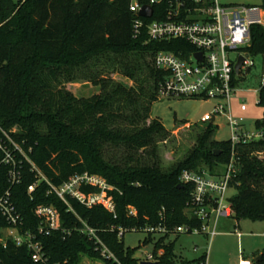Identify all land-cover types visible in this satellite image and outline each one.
<instances>
[{
	"label": "trees",
	"instance_id": "obj_1",
	"mask_svg": "<svg viewBox=\"0 0 264 264\" xmlns=\"http://www.w3.org/2000/svg\"><path fill=\"white\" fill-rule=\"evenodd\" d=\"M130 2L0 0V141L6 140L7 132L28 157L17 153L21 160L20 182L12 185L10 165L2 162L4 153L0 149V195L11 190L24 219L22 233H37L38 205L52 204L57 208L62 228L37 237L51 264H82L85 255L103 264H139L135 250L118 237L119 229H141L160 222L169 227H200L201 220L190 218L187 213L193 186L182 184L181 174L202 169L220 174L221 166L230 160V140L215 139L214 125L209 123L188 154L168 171L163 169L157 137L166 136L169 130L158 118L147 123L164 77L154 56L159 50H175L189 44L183 40H149L146 31L134 36ZM260 6L264 8V0ZM247 50L253 56L264 57L263 26L251 27ZM108 55H115L114 60L123 65L121 73L132 84L111 77H92L101 92L91 97H76L63 86L79 79L82 69L95 68L94 64ZM259 96L264 107V88ZM263 122L264 118L257 125ZM15 126L18 131L12 130ZM108 146L123 148L125 153L120 158L107 157ZM140 150L151 155L152 163L138 154ZM237 151L241 166L231 182L236 190L230 197L233 217L238 221L263 220L264 143L239 145ZM32 163L56 186L85 172L103 177L113 187L104 196L113 202L114 212L103 204L88 207L71 197L68 205L49 193L45 180L29 193V186L38 180ZM82 190L100 191L93 186ZM130 207L135 209V215L130 213ZM83 221L97 230L119 262L101 255L95 240L81 230ZM153 237L148 234L145 241ZM165 240L161 237L155 244L156 249H165L157 264L205 261V255L191 261L180 260L175 241ZM257 256L260 259L254 261L264 264V250ZM0 264L38 263L32 260L26 244L18 245L9 239L6 247L0 243Z\"/></svg>",
	"mask_w": 264,
	"mask_h": 264
},
{
	"label": "built area",
	"instance_id": "obj_2",
	"mask_svg": "<svg viewBox=\"0 0 264 264\" xmlns=\"http://www.w3.org/2000/svg\"><path fill=\"white\" fill-rule=\"evenodd\" d=\"M145 5L153 9L151 16L140 14ZM130 11L134 16V36L137 37L146 31L149 40L160 42L183 40L189 44V47L180 45L175 50L162 49L155 53L156 67L164 73L159 97L217 99L214 112L205 114L204 119L211 120L216 113L225 114L231 124L233 136L230 139V160L225 165L223 173L212 174L207 169H202L201 171L185 170L181 174V183L193 186L191 198L187 202V213L190 218L196 217L201 220L200 227L191 224L169 227L164 222H160L141 229L120 228L118 237L123 238L127 231H144L159 238L166 237L165 242L173 236L186 233L205 234L207 238L210 236L212 239L217 234L219 219L234 215L228 192L232 188V179L241 166L237 147L252 142L264 143V122L257 125L254 130H248L243 123L235 120L231 115L232 99L243 90L242 85L255 66V56L251 55L247 48L251 44V27L253 25L264 27V8L260 5H224L219 0H131ZM199 53L201 57L196 55ZM240 57H244V61L237 73L236 65ZM259 79L258 93L264 88V67ZM241 110H247L243 98ZM4 133L6 140L0 141V149L4 153L2 162L10 165V182L14 185L20 182L21 160L17 159V153L27 159L28 157L21 146L7 132ZM32 165L38 180L29 186V193L45 180L49 185V193L56 194L68 205L71 197L88 207L103 204L114 212L113 202L104 196V192L113 187L103 177L85 172L74 175L64 184L56 186L37 166L33 163ZM85 186L97 187L100 191L86 193L82 190ZM130 210L131 214H136L133 207H130ZM35 213L40 218L37 233L30 231L22 233L20 228L24 225V219L12 199L11 190L8 189L0 195V243L6 247L8 240L12 239L18 245L26 244L35 263L51 264L42 242L37 237L60 230L62 228L60 214L52 204L38 205ZM211 216H215L213 225L210 224ZM81 230L95 240L98 244L97 249L104 258L119 262L115 254L100 239L95 228L83 221ZM237 233L241 236L240 232ZM209 248L210 244L208 250ZM193 250L197 252L198 246ZM164 252V247H160L143 261L157 263ZM203 255L205 261L202 264H208V251ZM141 262L142 260H139V264ZM238 264L257 263L241 255Z\"/></svg>",
	"mask_w": 264,
	"mask_h": 264
},
{
	"label": "rangeland",
	"instance_id": "obj_3",
	"mask_svg": "<svg viewBox=\"0 0 264 264\" xmlns=\"http://www.w3.org/2000/svg\"><path fill=\"white\" fill-rule=\"evenodd\" d=\"M224 5L259 6L261 0H219ZM115 55L103 57L98 65L94 64L93 69H82L79 71V79L64 83V87L71 91L76 97H91L101 92V87L93 79L100 77H111L115 81L132 84L121 71L123 65L114 60ZM255 66L251 69L248 79L242 85L243 90L237 97L232 99L231 115L235 120H239L248 130H254L257 121L264 118V107L259 103L258 93L260 75L264 67V57H254ZM242 98L245 100L247 110H241ZM217 99L213 98H166L160 96L153 102L151 118H158L169 130L166 136L157 137V153L161 159L163 169L168 171L176 162L182 160L189 150L196 144L198 134L209 123H213L215 132L214 138L220 141L230 140L233 131L228 117L222 113H216L211 120H205L204 115L213 113ZM13 131H18L15 126ZM107 157L114 156L120 158L125 153L123 148H105ZM148 153V152H147ZM138 154H143L146 162L152 163L151 155L140 150ZM208 170V169H207ZM221 173L225 171V165L220 168ZM209 171V170H208ZM210 172V171H209ZM211 173V172H210ZM236 190L230 188L228 197L235 195ZM215 222V216H211L210 224ZM217 234L210 239L205 234L186 233L178 238L173 236L175 241V252L178 258L184 261H191L201 257L208 251V264H238L240 256L255 259L264 250V219L250 220L242 219L238 221L234 217H221L216 228ZM237 232L241 233V236ZM148 234L144 231H127L123 237L124 245L135 250V257L139 260H146L149 254L156 251L155 242L159 236H154L151 241H145ZM210 244V248L208 250ZM198 246L195 252L194 247ZM101 260H96L85 255L82 264H100ZM187 264V263H186Z\"/></svg>",
	"mask_w": 264,
	"mask_h": 264
},
{
	"label": "water",
	"instance_id": "obj_4",
	"mask_svg": "<svg viewBox=\"0 0 264 264\" xmlns=\"http://www.w3.org/2000/svg\"><path fill=\"white\" fill-rule=\"evenodd\" d=\"M153 12V9L149 7L148 5L143 6L142 10L140 11V14L143 16H151ZM197 56L201 57V54H196ZM244 57H240L238 64L236 65V72L238 73L240 70L241 65L243 64ZM182 186V185H180ZM260 259V256H257L255 258L256 261ZM141 264H157L156 262H150V261H142Z\"/></svg>",
	"mask_w": 264,
	"mask_h": 264
},
{
	"label": "crops",
	"instance_id": "obj_5",
	"mask_svg": "<svg viewBox=\"0 0 264 264\" xmlns=\"http://www.w3.org/2000/svg\"><path fill=\"white\" fill-rule=\"evenodd\" d=\"M100 264H103L102 262Z\"/></svg>",
	"mask_w": 264,
	"mask_h": 264
}]
</instances>
